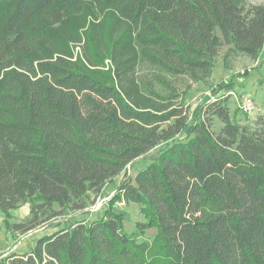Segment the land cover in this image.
Returning <instances> with one entry per match:
<instances>
[{
    "label": "trees",
    "instance_id": "1",
    "mask_svg": "<svg viewBox=\"0 0 264 264\" xmlns=\"http://www.w3.org/2000/svg\"><path fill=\"white\" fill-rule=\"evenodd\" d=\"M225 46L258 59L264 5L0 0L2 226L53 229L0 264H264V118L187 97ZM139 159L100 215L63 221ZM121 200L143 215L137 232L113 211Z\"/></svg>",
    "mask_w": 264,
    "mask_h": 264
},
{
    "label": "rangeland",
    "instance_id": "2",
    "mask_svg": "<svg viewBox=\"0 0 264 264\" xmlns=\"http://www.w3.org/2000/svg\"><path fill=\"white\" fill-rule=\"evenodd\" d=\"M244 6L264 5V0H242ZM230 47H223L219 56L215 59V65L209 77L200 82H190L187 97L191 110H195L200 104L207 100H213L216 97H227L231 112H235L238 108V102L244 95H250L255 103L256 110L251 114H243L240 111L237 116L240 122L246 124L247 121H254L258 118H264V48L257 60L230 51ZM230 85V86H229ZM221 124L214 120L212 130L217 132ZM188 128H184L178 135L179 139L186 137ZM164 145L157 147V150L163 148ZM151 151L150 154H154ZM145 164L142 159L135 161L131 166H127L126 170L119 176L115 177L104 187L98 198L88 207L85 214L79 212H71L64 220L87 218L92 220L101 214L103 208L110 204L114 194L116 193L119 181L124 178L132 179L137 172L144 169ZM114 202L113 211L123 217V230L130 234L137 232V224L144 222V217L140 213L139 208L134 204H121ZM100 209L92 210L91 207L99 205ZM28 214V205H22L18 210L13 212L11 222H19ZM0 226L2 235L0 234V250L8 252L10 249H19L25 252L33 247V239H38L44 234L53 231L50 228L38 229L26 235H17L14 237L12 233L6 231L2 226V216L0 215ZM37 232V233H35ZM33 233H35L33 235ZM156 234L154 228L146 229L137 237V241H145L148 244L153 242ZM33 245V246H32ZM3 252V253H4ZM2 253V252H1ZM2 253V254H3ZM1 255V254H0Z\"/></svg>",
    "mask_w": 264,
    "mask_h": 264
},
{
    "label": "built area",
    "instance_id": "3",
    "mask_svg": "<svg viewBox=\"0 0 264 264\" xmlns=\"http://www.w3.org/2000/svg\"><path fill=\"white\" fill-rule=\"evenodd\" d=\"M238 110L243 114H251L255 112L256 107L255 103L250 95H244L241 97L240 101L238 102L237 106ZM119 205L124 204V201L121 200L118 202ZM101 204L91 207L92 210L100 209Z\"/></svg>",
    "mask_w": 264,
    "mask_h": 264
},
{
    "label": "crops",
    "instance_id": "4",
    "mask_svg": "<svg viewBox=\"0 0 264 264\" xmlns=\"http://www.w3.org/2000/svg\"><path fill=\"white\" fill-rule=\"evenodd\" d=\"M35 233H37V232H35ZM35 233H33V235H34ZM0 234L2 235L1 226H0ZM35 240H37V239H36V238L33 239V245H34V243H35V242H34ZM33 245H32V246H33ZM14 249H15V250H12V251H16V252L21 251V250H19V249H16L15 246H14ZM10 251H11V249H10L8 252H10ZM1 252L3 253L4 251L0 250V254H2ZM8 252H4V253H8Z\"/></svg>",
    "mask_w": 264,
    "mask_h": 264
}]
</instances>
